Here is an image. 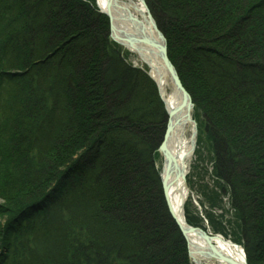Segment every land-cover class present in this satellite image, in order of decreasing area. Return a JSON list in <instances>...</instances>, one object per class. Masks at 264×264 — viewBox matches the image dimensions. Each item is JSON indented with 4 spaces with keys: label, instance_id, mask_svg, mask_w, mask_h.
Instances as JSON below:
<instances>
[{
    "label": "trees",
    "instance_id": "16d2710c",
    "mask_svg": "<svg viewBox=\"0 0 264 264\" xmlns=\"http://www.w3.org/2000/svg\"><path fill=\"white\" fill-rule=\"evenodd\" d=\"M145 1L215 147L232 240L264 264V0ZM166 121L95 0H0V264L44 237L62 250L41 264H190L155 166Z\"/></svg>",
    "mask_w": 264,
    "mask_h": 264
},
{
    "label": "bare ground",
    "instance_id": "6f19581e",
    "mask_svg": "<svg viewBox=\"0 0 264 264\" xmlns=\"http://www.w3.org/2000/svg\"><path fill=\"white\" fill-rule=\"evenodd\" d=\"M103 12L106 11V0H96ZM119 7H131L136 9L140 21H142L145 34L149 39L154 40L158 43L163 41L158 36L157 23L149 17L146 9L143 7L141 0H118ZM117 10L115 9V13ZM121 14H118L117 25L124 31H132V26L129 21L125 22L120 20ZM156 25V26H155ZM157 27L158 30L155 28ZM139 35V30H134ZM161 33V32H160ZM142 35L137 36L134 41L136 49L128 47V43H124L126 50L136 55L139 64L151 72V75L158 81L157 84L161 91V95L166 102L168 110V121L166 133L168 141L166 142L167 147L172 150L176 157V168L168 169L165 168L162 171V179L165 178L167 183L170 185L168 198L174 209L177 217L180 220H184V208L186 202L191 195L190 189L187 185V164L193 155V137L195 134V120L193 118L192 110L189 108H182V99L178 96L176 88H174L168 74L164 70L163 62L161 60L159 50L155 48H149L142 45L140 38ZM146 54L150 56L153 62L151 66L145 64V60H142L141 55ZM159 69V71L157 70ZM160 75L161 78H160ZM177 178H179L177 180ZM210 241H207L200 233L188 234L189 246L191 250V259L194 264H228L223 261L218 254L232 258L240 264H244L243 249L238 244L226 240L222 236L209 235Z\"/></svg>",
    "mask_w": 264,
    "mask_h": 264
},
{
    "label": "rangeland",
    "instance_id": "374dc122",
    "mask_svg": "<svg viewBox=\"0 0 264 264\" xmlns=\"http://www.w3.org/2000/svg\"><path fill=\"white\" fill-rule=\"evenodd\" d=\"M124 57L134 66H140L138 58L131 56L129 58L127 55H124ZM162 162V157L157 153L155 160V166H158V168L156 167L157 170H159V167L162 168ZM215 163L214 145L204 134L199 133L197 148L187 164V184L191 195L189 196L188 208H186L188 209L189 217L194 218L197 226L204 227L212 234H220L223 237L227 235L232 238L233 234L238 231L236 212L229 201L228 186L223 180L218 178ZM33 195L31 194V197ZM15 199L18 203H21V200H25L23 198L18 199V197H15ZM1 204L7 205V203L0 200ZM15 204L13 201L11 206L13 207ZM208 215L213 217L215 224L210 222ZM7 217V215H0V225L4 223ZM58 232L59 237L63 240V229H59ZM60 242L44 237L42 243L36 246L33 244L27 245L24 241L25 251L20 254L18 260L21 264H41L43 258H54L52 257L53 255H59L60 250H62ZM46 251L49 254L46 255Z\"/></svg>",
    "mask_w": 264,
    "mask_h": 264
},
{
    "label": "water",
    "instance_id": "95a60500",
    "mask_svg": "<svg viewBox=\"0 0 264 264\" xmlns=\"http://www.w3.org/2000/svg\"><path fill=\"white\" fill-rule=\"evenodd\" d=\"M141 3L143 5V7L146 9L151 20H153V17L151 15V13L149 12L145 1L141 0ZM120 5L121 4L119 3L118 0H106V6H105L106 11L104 13L109 16L110 21H111L112 38L116 42L121 44L122 46H124L125 42L128 43L129 44L128 47L130 46L134 50V49H136L134 41L137 39V36L142 35V37L139 40L140 42H142V45H145L149 48L158 49L161 60L163 62L164 70L168 74V77L171 80L174 88H176L178 96L181 97V99H182V108L183 109L189 108L190 109L189 111H191V110L193 111L194 104H193L192 98L189 95V93L187 92V90L184 88V86H183V84L179 78V75L177 73V70L175 69V67L173 66L171 61L169 60L168 52H167V42H166V39L163 36V34L159 32L157 27H155L158 30L159 38L163 41L162 44L155 42L154 40L149 39V37L146 34L144 36V33H143L144 27H143L142 21H140V19L137 16H135L130 11L129 8L119 7ZM115 9L116 10H119V9L122 10L123 15L120 16V20L125 21V22L129 21L131 23V26H132L131 32L124 31V30L120 29L118 26H116V22L118 19L115 16ZM153 22L155 23L154 20H153ZM134 30H139V35H137ZM125 47L127 48V46H125ZM141 58L143 60H145V62L148 65H150V66L152 65L153 62L151 61L150 56H148L146 54H142ZM155 82H156V80H155ZM194 123H195V134H194L193 142H192L193 151H194L195 146H196V137H197V124H196V122H194ZM167 135L168 134L166 133L165 137H164V141H163V143L159 149V152L162 155V157L164 158V169L165 168H168V169L174 168L175 169L176 168V157L174 156L172 150H170L166 145V142L168 141ZM178 179L179 178H177V180ZM162 187H163L164 197H165L168 209L170 211V214H171L172 218L175 220L178 227L180 228L181 232L183 233L188 245H189V238H188L189 233L190 234L200 233L201 235H203V237L207 241H210V237L203 230H201L199 228L190 227V226H188V224L186 223L185 220L182 221L177 217V214L175 213L174 209L172 208L171 203H170L169 198H168L170 185L167 183L165 178L162 179ZM190 253H191V251H190ZM218 256L223 261L227 262L228 264H240V263L236 262L235 260H233L232 258H229L227 256H223L220 254H218ZM244 264H247V262L245 260V256H244Z\"/></svg>",
    "mask_w": 264,
    "mask_h": 264
}]
</instances>
